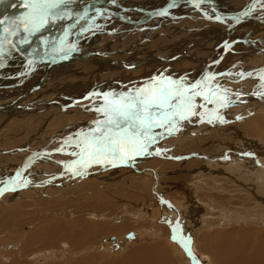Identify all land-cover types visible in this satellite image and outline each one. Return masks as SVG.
Here are the masks:
<instances>
[{
    "label": "bare ground",
    "instance_id": "6f19581e",
    "mask_svg": "<svg viewBox=\"0 0 264 264\" xmlns=\"http://www.w3.org/2000/svg\"><path fill=\"white\" fill-rule=\"evenodd\" d=\"M4 1L5 0H3V2ZM0 3L2 5V2ZM18 10H22L20 11L19 15H22L23 12L24 15L27 11V9L23 6L22 0H7L6 5L0 11L1 14L0 16L5 20V23H8V28L11 29L12 33H15L14 34L15 38L16 39L18 38L21 42L19 44L17 43V41H15V39L12 40L11 37L4 31V29L0 27V69H1L0 70V114L2 115L0 116V118L2 119L1 120L2 123L0 122V135L1 133H3V131L6 130L8 125L11 124L13 120H15L16 117H21L24 119L30 118L29 121H31V118L43 117L44 121H42V124L46 122L45 118L49 117V124H48L49 126H47V122H46V124L41 125L37 130H35L30 134L31 140L29 138L27 141H24V142H28L30 140L29 143H31V141L38 139V137H40L44 133V135L49 136V142L47 144H43L42 147L40 148L37 147L38 145L36 140H35L36 144H34V147L29 149H27L25 146L17 149V147H19L20 145H15V144H13L7 150L6 149L3 150L1 147L0 166L4 163L7 168H10L12 161V163L16 166V172L14 173L13 176H11L12 179L7 178L4 180L3 187L1 186L3 182H0V188L2 187V191H3L0 192V203L6 202L7 199L4 201V198L7 197L6 196V193L8 191L7 188L10 186H12L13 188L12 193H15L14 197L21 196L20 194L23 193L20 192V190H16V189L24 190L26 188H29L32 191H38L41 195L47 196L49 194L48 192H45L46 187L51 185L57 186V184H59L60 186L61 185L62 186L61 189L57 188V191L61 193L63 196L65 195L69 196L70 194L72 195L73 193H75L76 190L78 191L77 192L78 199L82 201L83 205H80V207L70 205L71 210L74 212V208H76V210L81 215H87V217L85 218L87 220L83 221L84 220L83 219L81 222H77V223L76 221H72L73 223L69 222L68 220L62 221V219L66 217L64 215L65 217L64 218L62 217L60 219L61 221H54V223L53 222L51 223L49 221L50 223L48 225L38 226L37 228L34 226L35 229L30 231L29 235L25 237V239L22 241L21 249L19 250L21 256L20 255L17 256V254H15L16 256L12 258V262L10 261L11 262L10 264H32L33 262L37 261L35 260L37 257L39 258L44 257L45 259L49 257L54 258L56 255H60V257H63V254L66 253L65 249H67L70 246V244L68 243V241H62V240L60 242H57L61 238L66 240L67 239L71 240L70 242H72V244L78 247V245H82L84 244V242L92 243L94 239L96 240V238L102 233H106L112 230H120L121 232L122 230L124 231L127 228H129V225L127 224L118 227V226H113L111 223L106 221L104 222L94 221L92 218L96 216L97 213L100 214L117 213L118 209L124 208V206L122 207V205H126V204L129 205L130 196L132 195L131 190L133 186L134 187L138 186V182L135 179V178H140L138 177V174L137 176L134 175V177L128 175L125 181L121 180L122 178H124V176H119L111 182L109 180L110 183H108L107 185L101 183V181L110 179L111 176L117 171V169L114 170V168H120V169L124 168L130 165L131 162H127L126 166L125 164H122L124 166L112 165L109 169H105L106 172L112 174L104 179H102L103 177L95 175L93 170L90 174V179L85 178L90 173L89 170L87 171L88 173L85 177L82 176L83 174H86L87 168L85 169V173H82L81 176H77V174H75L74 177L69 176L68 178L66 177L64 179L62 177L66 176L68 166L71 165L73 161L77 160L78 157L72 154L68 158L57 155L62 153L60 150H58V153L55 154V152H57L56 150L57 145H52L50 142V140L53 139L54 142H58V144L62 146L67 140H69V138H71L73 135H75V133H77L76 130L78 128L76 129V126L90 123V126L85 128L83 132L77 133L80 136L81 134H86L90 132L92 129H94L96 127V123H95L96 121L103 120L105 118L100 114H98L99 112L96 111L97 108L103 107L104 105L98 104V102H100L98 99H96L98 100V102H95L94 97L101 95L103 98L107 93L109 94V98H118L120 96L117 95L118 93L116 95L112 93V90L114 91L113 87H116L115 84L114 86H112L113 88L112 89L110 87L111 85L108 86V83L114 82L118 86L120 85L124 87V89L122 90L127 91L128 93L126 94H130L135 92V90L138 88L147 86L148 84L152 83L155 79L158 78L161 79L169 78L172 80L183 81L186 86H191L192 84L204 82L206 79L205 75H207V77L209 76L213 77V79L208 82V88L211 89L212 91H217L218 89L219 90L218 95L220 97L225 98V103L227 104V106H225L224 108H230V107H234L237 104L246 103L247 105H251L253 107L251 108L252 110L255 109L253 113L254 112H257L258 114L264 113V86L261 85L262 83L261 82L259 83L258 81L255 80L253 82L255 84L258 82L257 87H253V88L247 87L248 89L244 88L246 84L250 86V83L252 82V80L249 81L250 78H253V74L251 73L264 70L263 60H261L262 63H260L259 70H257L256 67H253L251 71L244 70V73L239 74V79L236 78L237 75H235L232 78L231 77L232 75L229 71V69L239 68L238 66L242 63V55L244 53L243 51H245V48L247 47H249L250 49L252 48L254 53H256L259 50H262L261 52H258L256 54H261L262 55L261 57H264V46L263 48L256 47L257 44H259L258 41L264 45V37H262V34H257L260 35V37L256 38L257 35L254 34L258 30H262L261 27L264 26V0H200L197 2V5L191 3L190 1L188 2L186 0H68L66 4L62 5L60 9L57 10L59 14L64 17L63 19H56L55 21H50L41 30L33 34H27V35H23L24 31L21 30L23 27L19 26L21 17L20 18L16 17V15L15 17L13 16L15 13H17L16 11ZM224 10L225 12L234 13V15L229 17L223 15L225 17H223L222 19H217V20L213 19V17L219 16V13H225ZM182 25L183 27H181ZM18 26L20 27V29L18 28ZM245 29H247L246 32H244ZM100 34H104V35L101 36ZM240 35L243 37H241ZM251 39H254V41H250ZM15 42L19 47V49L23 53L25 52L27 54L26 57H22V55L17 53V51L15 50ZM11 45H13L14 47ZM96 47H98V49H96ZM7 48H9L11 52ZM99 48H101V50ZM199 50L207 51L203 55L206 56L205 59L198 58L197 52ZM178 52H182V56L188 59L190 63L185 64V62H181V60L175 56L178 54ZM229 52H234L235 54H237L239 58V63H238L239 65L233 66V64L230 63V66L228 68H224L225 64L231 62L230 59H228ZM208 53H210V55ZM64 56H68L67 59L59 60L61 57ZM123 56L125 58H123ZM149 61L150 63L147 64ZM65 62H69V63H65ZM165 64L168 66L169 69H163L165 68L164 66ZM149 69H150L149 71L150 73L147 74V72H144ZM72 71L74 72L72 73ZM132 72L135 73L133 74L134 76L132 75L133 77L130 79L129 83H126L125 81H124L125 83H123L122 81L128 79L127 77L122 78L121 81L119 80L116 81L115 78H113V77H117V75L124 76L126 73L132 74ZM47 73L49 74V86L51 85L50 82L54 83L55 81H58L54 83L57 84L60 83V81L62 80H64V83L67 81L74 80L77 83V80L79 78L86 79L88 77L91 78V80L89 81L90 84L93 81V79L94 78L95 79L91 84V86L87 84L86 89L84 88L85 89L84 92H80L81 88L78 89L77 84H76L77 86L72 87L71 91L67 89V87L70 86H66V89L64 88V86H61L60 91H58L59 89H56L58 91L57 93H54L56 91L55 88L54 89L51 88L49 90V93L53 91L52 94H49V100L46 99L41 100L40 96L39 98H36L39 85L37 81L36 83L34 82L36 78L38 80L41 78L42 80L45 81V75H47ZM60 74L61 76L58 77V75ZM72 74L75 75V78L72 76ZM110 76H112L114 80H109L107 78ZM142 76L143 78H145V80L144 79L141 80L142 81L141 83L139 82L134 83V81H140V79H142L140 77ZM255 76L257 77L256 74ZM61 77L62 79H60ZM146 77H151V78L148 79ZM17 82H18V86H15ZM101 85L104 86L101 87ZM99 88L100 90H98ZM74 91L76 93H79V95H77ZM87 91H89L87 94L81 96L82 93H85ZM27 96L29 97L31 96L30 97L31 99L27 100ZM197 98H198V100H196L197 105L200 104L206 108L211 107L204 103L202 97H197ZM215 105L217 108L221 107L218 104ZM78 108H82L84 110H87V112L89 113H93V116L90 117L89 120L85 119V116H80L81 118H78V114L81 113L79 111L80 109ZM200 108H196V109H200ZM206 108H201V112H204ZM201 119L203 120V118ZM183 125L181 121H178L175 129L171 133H169L166 129L154 130L157 133H162V135H158L157 142L151 145L153 149L156 147L159 148V146L161 145L160 143L163 142V137L169 136V134L173 135L175 134V131L180 132L182 130L181 129L179 131L180 128L185 129L184 128L185 126ZM233 126L236 127L237 129H240L238 127L240 125L233 124ZM51 127L55 128L56 130H59L57 131L58 134L57 137H54L56 130L49 131V128ZM191 127H189V129ZM194 128H192L190 131L188 130L191 135L196 131L194 130ZM7 129L11 131L12 126H9ZM27 129L28 128H24L23 131H26ZM230 131H232V134H235V129H233L230 126L229 128H222L215 134V136L218 137L219 135H225ZM13 132L17 133V130L14 129ZM197 132L199 133V131ZM7 136L13 137L12 134H7ZM176 136H178L177 133ZM255 137L257 138L256 135ZM5 138L7 140V137ZM193 139H194L193 141H190L188 143L184 142L185 143L184 145H186L185 147H187L188 145L189 148H193L195 144L201 143L195 140L197 139V137H193ZM59 140H61V142H59ZM184 145L180 146V148L184 147ZM200 145L203 148L197 149L198 151L209 154L214 152L219 153V151L215 148L218 146V143L216 142H211L209 144L202 143ZM168 146L170 147V145ZM172 147L171 149H173ZM166 148L164 150L168 151V149L166 150ZM255 149L257 148H250L249 150L243 151V155L247 156V159L241 156H235L231 160V157L228 156L227 159L231 160V163L235 165L234 167H231V164L229 163L230 161L227 162L228 161L227 159L226 162L225 161L212 162L209 159L205 161V163L207 164L206 166H208L207 168L210 171L209 173L210 178L212 179L214 178V180L220 181V183L217 186H221L223 187V189L226 188L225 190L230 189L229 191L233 194L237 191L239 192L233 196L230 193H225V192L223 193L221 191L214 190L212 189L213 188L212 187L207 191H205V193H201V195L203 194L202 195L203 197L204 196L208 197L207 199L209 201H212L213 204H216L222 210L227 209L230 211V208H233L232 206L235 203L239 204L238 206L241 205L240 206L241 208H243V206L246 207V211H247V207L256 208L258 206L261 208L260 205L261 202H264V196H261L259 193H261L262 190H264V165L261 166V168H258V166L255 164V160L254 161L252 159L248 160L251 158V154H250L251 150H255ZM207 156L209 155L207 154ZM43 158H48L49 160ZM183 164L177 161L163 162L162 160L161 162H158V164L156 165L160 168H166L168 170L167 174L169 172H172V175H165L168 176V180H172V183L170 184L171 186L174 187L171 189L172 191L174 189L180 190V188L182 190L180 182L185 180L186 177L184 173H182L183 174L182 175L181 173H177V171L179 172L184 168H186L187 165L185 166ZM95 165L97 166V164H93L91 166H95ZM131 165L134 167V164ZM189 165L191 166L194 165L198 167L202 165V161L201 160H196L194 162L190 161L188 162V166ZM204 166L205 165H203V168ZM206 166L204 169H206ZM38 167H41L42 170L39 169ZM133 167L132 169H135L136 171L137 167L136 168ZM126 168L125 170H128ZM46 169H49V172H47ZM1 170H3V168H1ZM38 170H41L42 172H39ZM145 171L147 172V170ZM149 171L151 172V170ZM199 172L196 173L197 176ZM32 174L34 176H32ZM39 175L44 177L38 178ZM157 175L159 176L158 171H156V174L154 176ZM149 176L153 178V175H149ZM197 176L195 177L197 178ZM244 176L250 177V179L248 180L247 178H244ZM83 177L85 179H83ZM130 177L131 180L129 182ZM65 180L67 181L75 180L76 186L74 187L76 188L65 191L64 186L65 184H68V182L64 184H62L63 182H61V181L66 182ZM157 180L159 179H156L155 182H157L156 184L158 185ZM195 181L199 182V180L197 179ZM183 183L186 182L184 181ZM200 183L199 185H201ZM249 184L251 185L248 186ZM166 185L168 186V184ZM214 186L216 185L214 184ZM151 189H152L151 191L156 192L157 196L160 195L159 189L155 188L154 186H152ZM198 189L199 191L201 190L200 187ZM151 191L150 193H152ZM185 191L188 192L189 195H191V190H185ZM148 192L146 194H148ZM133 193H135V191ZM49 197L51 198V196ZM47 198L48 197L41 198L38 204L40 203L46 206V202L47 203L49 202V205L47 204L48 207L53 208L52 203ZM28 200H20L21 202H23L24 209L18 207L20 208L19 210H15L13 208L10 210H6L4 212L2 211L0 212L3 213L2 214L3 216L0 217L1 237L4 234L3 229L6 228V226L8 225L11 226V224L20 225L25 222L23 218L21 223L20 221L21 218L18 219L17 217L20 216L21 214L24 215L23 212H20L19 215L18 213L19 211L22 210L26 211L30 207V206L29 207L26 206L27 202H29ZM132 200L134 201V198ZM153 200H154V196H153ZM52 202L54 203V201ZM57 202L58 204L54 206H57L56 208L57 210H59L61 209V206L59 205L60 201ZM32 204L31 205L34 206V209H36L35 206H37V202L36 203L32 202ZM44 205H40V206H44ZM132 205L133 203H131V206L129 205V211H130V207L131 209H133L134 205L133 206ZM59 206L60 208H58ZM10 207L11 206H9L8 208ZM65 207H69V206L66 205ZM135 207H137V205ZM192 207L194 208V206ZM262 207L264 209V205ZM31 208L33 209V207ZM52 208L49 210L54 209ZM161 208L162 210L166 209L170 212L169 205L161 206ZM44 209L43 212L48 208L45 210ZM29 210L30 209H28V211ZM193 210L195 211V208ZM236 210L237 209H235V211ZM260 214L264 215V210H260ZM29 217H32V215ZM229 217L231 218L233 216L229 215ZM42 218H39V220ZM110 218H112V216ZM33 219H34V215L32 221ZM46 221L48 223V220ZM38 225L41 224L38 223ZM192 226L194 227V224ZM171 227L172 230H175L177 227L173 222V220L170 222V226L168 228L161 227L160 230L161 232H167L168 229H170ZM185 227H186L185 229L178 228L180 231H183L184 234L185 232H187L186 236L181 241L182 245L180 246L182 248L181 253L183 255L180 254V257L178 256L177 258L176 256H174V252L172 253V249H169L167 244L161 243V246L139 247L137 251L132 252L128 255V258L130 260L129 259L124 260L123 263L126 264L128 262L127 264H186L189 259L187 258V256H184L185 253L184 248L186 247L185 246L183 247V245L185 241L187 245L189 244L190 241V243H192L193 246L194 240L192 233L194 231L192 232L191 231L192 229H190L188 225L187 226L185 225ZM76 228L78 229V231L76 230ZM148 230H152V229L142 228V233H144L145 231L147 232ZM247 230L244 229L235 230V231L216 230L211 232L210 234L205 233L204 243L206 244L205 245L202 244L203 245L202 249L203 251L206 252V254L205 256L202 257L205 260L207 259L208 254H210L214 258V261L219 264L220 263L264 264V231H259V230L247 231ZM14 232L15 234L20 233L19 231L17 233L16 231ZM133 232L135 234V237L141 233V231H133ZM81 233H84V235H81ZM199 233L200 232H197V234ZM126 235L127 234H125L124 236L116 235L117 236L116 241H120L124 239H129V240L133 239V238H128ZM17 236L19 237V235ZM255 237H257L258 239ZM178 241L180 243V240ZM36 245L41 246L39 247L40 249L38 248L37 250L36 249L34 250L33 248L36 247ZM0 248L4 249V246ZM30 250L31 252H28ZM192 254L193 252L191 251V249L188 250V255L190 257ZM3 256L4 255H2L1 258H4ZM92 259L81 257L80 259H77L75 261L72 260L71 262L64 260L61 262H54L53 259H51L53 262H48V263L49 264H90ZM195 262L196 264H200V261L198 262L196 261V259Z\"/></svg>",
    "mask_w": 264,
    "mask_h": 264
},
{
    "label": "rangeland",
    "instance_id": "374dc122",
    "mask_svg": "<svg viewBox=\"0 0 264 264\" xmlns=\"http://www.w3.org/2000/svg\"><path fill=\"white\" fill-rule=\"evenodd\" d=\"M6 1L7 0H5L3 2V0H2V5L0 3V7H1L0 11L6 5ZM22 10L16 11L17 13H15L13 16L15 17V15H16V17H19V18L22 17L24 12L22 13V15H19L20 14V11H22ZM224 12H225V10H224ZM225 13H229V12H225ZM181 27H183V25ZM18 28L20 29V27H18ZM261 28H262V30H258L254 34L255 35L262 34V37H264V27H261ZM21 30L24 31L23 28ZM246 30L247 29H245L244 32H246ZM234 31H236V30H234ZM242 33H243V31H242ZM27 34H29V33L28 32L26 33L24 31L23 35H27ZM177 36H179V35H177ZM177 36H174V37H177ZM241 37H243V36H241ZM257 37H260V35H257L256 38ZM250 41H254V39H251ZM258 43H260V44H257V45H261V42L258 41ZM210 44H213V43H210ZM261 47H263V46H259V48H261ZM261 51L262 50H259L256 53L261 52ZM205 52H207V51H205V50H199L197 52L198 58L205 59L206 56H203ZM243 52L244 53L242 55V63L240 65L238 64L239 63V58H238L237 54H235L234 52H229V54H228V56H229L228 59H230L231 62L225 64L224 65V68H228L230 66V63H232L233 66H238L239 65L238 66L239 68L229 69V71H230V73L232 75L231 76L232 78L235 75H237L236 78L239 79V74L244 73V70L251 71L253 69V67H256L257 70H259L260 69L259 68L260 63H262L261 60H263V62H264V57H261L262 56L261 54L254 53V51H253L252 48L250 49L249 47H247V48H245V51H243ZM208 54L210 55V53H208ZM175 56L177 58H179L181 60V62H185V64L190 63V61L188 59H186V58H184L182 56V52H178V54L175 55ZM123 58H125V57L123 56ZM82 60H84V59H82ZM85 61H87V60H85ZM65 63H69V62H65ZM149 63H150V61L147 64H149ZM164 66H165V68H163V69H169L166 64ZM233 70H234V72H233ZM149 71H150V69L147 70V71H144V72H147V74H148V73H150ZM73 72L74 71H72V73ZM134 73L135 72H132V74L126 73L124 76L123 75H117V77H113V78H115L116 81H118V80L121 81L122 78L127 77L128 79L125 78L126 80H122V81H123V83H125V82L126 83H129L130 82L129 80L134 76L133 75ZM143 73H142V75H143ZM251 74H253V78H250L249 81L252 80V82H253V81L256 80L259 83L261 82L262 83L261 85L264 86V70H261V71H258V72H253ZM255 74L257 75V77L255 76ZM109 75H111V74H109ZM59 76H61V74L58 75V77ZM72 76L75 78V75L74 74H72ZM118 76H119V78H118ZM205 77H207V75H205ZM107 78L109 80H114L112 78V76L107 77ZM140 78H142V79H140V81H134V83H138V82L141 83L142 82L141 80H143V79L145 80V78H143V76L140 77ZM146 78L149 79L151 77H146ZM60 79H62V77ZM94 79H93V81H94ZM90 80H91V78L88 77L86 79L79 78L77 80V83L74 80L73 81H67V82L64 83V80H62V81H60V83L54 84L55 82H58V81H55L54 83L50 82L51 85L49 86V74L47 73V75H45V81L42 80L41 78L39 80L36 78V80L34 82V83H36V81H37V83L39 85V88H38L37 94H36V98H39V96H40L41 100L42 99L49 100V94H52L53 93V91H51L49 93V90L51 88L52 89L55 88V90L56 89H59L58 91H60V87L61 86H64L65 89H66V86H70V87H67V89L71 91V89H72L73 86H77L78 85L77 86L78 89L81 88L80 89V92H84L85 89H86V87H87V84L91 86V84L93 83V81H92L89 84V81ZM252 82L250 83V86L248 84H246L244 86V88H247V87L248 88L249 87H252L253 88V87H257L258 86V82L256 84L254 82L253 83ZM114 84H115L116 87L118 86L114 82L108 83V86L111 85L110 87L112 88V86H114ZM15 86H18V82H17V84H15ZM102 86H104V85H101V87ZM119 86L117 88L116 87H113L114 88V91L112 90V93L114 95H116L117 93H118L117 95H122V94L128 93L127 91H123L122 90V89H124V87H122V86L119 87ZM223 86H224V84H223ZM82 89H84V90H82ZM61 90H64V89H61ZM58 91L56 90L54 93H57ZM89 91H87L85 93H82L81 96H84ZM105 93H107V92H105ZM76 94L79 95V93H76ZM30 97L27 96V100H30L31 99ZM20 98H21V96H20ZM94 98H95V100H94L95 102H98V100H99L100 102H98V104L104 105V99H103L104 97L102 98L101 95H98V96H95ZM94 98H92V99H94ZM96 99H98V100H96ZM197 100H198V98H197ZM204 103L207 104L208 106H211V107L210 108L201 107V108H206V110L204 112H201L200 104H198L197 108H200V109H196L195 110L198 113V115H190L187 119L181 120L182 125L184 124L183 126H185L184 127L185 129L180 128L179 131L181 129L183 131L182 130L180 132L175 131V134H173V135H170L169 134V136L163 137V142L160 143L161 145L159 144L160 145L159 148L156 147V148L153 149L152 146L149 147L148 153H150V154L142 155V157L141 156L135 157L133 160L128 161V162H131L130 165H128V166H126L127 163H124L125 166L126 167H129V168H126V167L121 168V169L120 168H114V170L117 169V171L111 176V178L108 179V180H105V181H101V183H104V184L107 185L108 183H110L111 181H113L115 178H117L119 176H124V178L121 179L122 181H125V179L127 178L128 175H131V176L134 177V175L137 176V174H138V177H140V178H135L137 180V182H138V186L137 187H134L133 186V188L131 190V194L132 195L130 196V202L133 203L134 206L133 205L132 206H133V209L134 210L131 209V207H130V211H129V205L131 206V203L129 202V205L128 204L122 205V207L124 206V208L123 209H121V208L118 209L117 213H114V214H107V213L100 214V213H97L96 216H94L92 218L94 221H101V222L106 221V222L111 223L113 226H118V227H120V226H122L124 224H127V225H129V228H127L124 231L122 230L121 232H120V230H112V231H109V232H106V233H102V234H100L96 238V240L94 239V241L92 243L91 242H84V244L78 245V247L76 245L72 244V242H70L71 240H69V239L66 240V239L61 238L57 242H60L62 240V241H68V243L70 244V246L67 248L68 250L65 249L66 253L63 254V257H60V255H56L54 257L55 259L54 258H50V257L47 258V259H45L44 257H40V258L37 257L35 259L37 261L34 260L35 262H33L32 264H43V263L45 264V263L53 262V261L54 262H61L63 260L64 261L71 262L72 260L75 261L77 259H80L81 257L82 258H85L86 257V258H91V259L93 258L92 261L90 262V264H106V263L107 264H111V263L112 264L113 263L114 264H124L123 261L129 259L128 258V255L130 253H132V252L137 251V249L139 247H141V246H161V243L162 244H167L168 247H169V249H172V253L174 252V256H176L178 258V256L180 257V254H182L181 253L182 248L180 246V245H182L181 241L186 236V233H187V232H185V234H184V232L183 231H180L178 228H180V229H183L184 228L185 229L186 228L185 225L186 226L188 225V227H190V229H192L191 230L192 232L194 231L192 233L193 240H194L193 241V246H192V243H190V241H189V244L190 245L189 244L187 245L186 241L184 242V245H183V247L184 246L186 247V248H184V252H185L184 253V256H187V258L189 259L188 260L189 262L187 261L186 264H196L195 259L198 262L200 261V264L201 263L202 264H219V263H217V262L214 261V258L210 254H208V257L205 260L202 257V256H205V254H206V252L203 251V249H202L203 245L206 244V243H204L205 242L204 241L205 233H209L210 234L211 232L216 231V230H219V231H222V230L223 231H227V230L235 231V230H242V229H244V230H247L248 229V230L264 231V215H261L260 214V210H264L263 207H262L264 205V202H261V205L259 204L261 206V208L258 207V206L256 208H254V207H250V208L247 207V211H246V207L243 206V208H241L240 207L241 205L238 206L239 204H237V203L234 204L233 203L234 204L232 206L233 208H230V211H229L227 209H224V210L220 209L216 204H213L212 201H209L207 199L208 197H206V196L203 197L202 196L203 194L201 195V193H205V191H207L208 189H210L212 187H213L212 189H214V190L221 191L223 193L224 192L225 193H230L233 196L236 193L239 192V191H237V192H235L233 194V193H231L229 191L230 189L229 190H225L226 188L223 189V187L217 186L220 183V181L214 180V178L213 179L210 178V174H209L210 171L208 170V168H207L208 166H206L207 164L205 163V161H207L208 159L210 161H212V162H216V161L217 162H224V161L226 162L228 160L227 159L228 156L231 157V160L235 156H241V157L247 159V156L243 155V151L249 150L250 148H257V149H255L257 151L251 150V152H250L251 158L248 159V160H251V159L253 161L255 160V164L258 166V168H261V166L264 165V113H262V114H258L257 112H254L253 113V111L255 109L252 110L251 108H253V107L251 105H247L246 103L237 104L234 107H230V108H224V107L217 108L215 104L206 103L205 101H204ZM78 109H80L79 111L81 112L80 114H78V118H81L80 116H85V119H88L89 120L90 117L93 116V113H89V112H87V110H84L82 108H78ZM44 111H46V110H44ZM37 113H40V112H37ZM41 113H43V112H41ZM98 114H100L101 116L104 117V115L102 113H98ZM0 116H2V115L0 114ZM16 118H15V120L12 121L11 124L8 125V127L9 126H12V130L9 131L8 129H6L5 131H3V133H1V135H0V142H1L0 143V149L2 147L3 150H5V149L7 150L13 144L20 145L19 147H17V149L20 148V147H23V146H25L27 149L33 148L34 147V144H36L35 140L37 141V145H38L37 147L40 148V147H42L43 144H47L49 142V136L48 135H44V133H43V135H41L40 137H38V139H35V140L31 141V143H29L30 140H31V135L30 134L32 132H34L35 130H37L41 125L46 124V122H47V126H49L48 125L49 124V117L48 118H45L46 119V122H44L43 124H42V121H44L43 120V117H41V118H38V117L37 118H31V121H29L30 118H27V119H24V118H21V117H16ZM201 118H203V120ZM1 120L2 119L0 118V122H1ZM261 122H263V123H261ZM233 124L240 125V126H238L240 129H237L236 127H234ZM36 126H37V128H36ZM88 126H90V123H88V124H82L80 126H76V129L78 128L76 130L77 133L83 132V130L85 128H87ZM230 126L233 129H235V134H232V131H230V132L226 133L225 135H219L218 137L215 136V134L219 130H221L222 128H229ZM189 127H191V128L189 129ZM24 128H28V129L26 131H23ZM192 128H194V130H196V131L191 135L189 133V131ZM14 129L17 130V133H14L13 132ZM51 130L55 131L56 129L53 128V127H51V128H49V131H51ZM197 131H199V133ZM77 133H75V135H73L71 137V140L75 141V140L79 139V137L81 135L79 136V134H77ZM176 133L178 134V136H176ZM250 133H251L252 136L250 135ZM7 134H12L13 137H10V136L8 137ZM2 135L5 136V137H7V140ZM196 135H198V136H196ZM255 135L257 136V138L255 137ZM57 136H58V134L56 132L54 134V137H57ZM193 137H197V139H195V140H197L198 142H201L200 144H202V143H208L209 144L211 142L218 143V146L215 147V148L219 151L220 154L218 152H214V153H210L209 154V153H204V152L198 151L197 149L203 148L199 143L198 144H195L193 148H189L188 145H187V147H185L186 145H184V144L186 142L188 143L190 141H193L194 140ZM10 138H12V139H10ZM29 138H30V140L28 142H24V141H27ZM22 139H23V141H22ZM186 139H188V140H186ZM69 140H67L64 143V145H62V146H60L58 144V142H54L53 139L50 140V142H51L52 145H57V147H56L57 152H55V154L58 153V150L63 149L61 151L62 153L61 154H57V155H60L62 157L68 158V157H70V155L73 152L78 151L77 148L75 147V144L74 143H72V144L69 143ZM59 142H61V140H59ZM181 142L183 143L184 147H181L180 148V146H183ZM7 143H10V144H7ZM168 145H170V147ZM166 147H168V148H166ZM171 147L173 149H171ZM165 148H166V150L168 149V151H165L164 150ZM247 148H249V149H247ZM169 149H171V150H169ZM239 152H241L242 154L239 153ZM207 154L209 156H207ZM211 154H213V155H211ZM204 155H206L207 158ZM210 155H211V157H210ZM171 156H173V157H171ZM43 159H48V158H43ZM162 160H163V162L164 161L165 162H168V161H170V162H173V161L176 162L177 161V162H180L182 164L184 162L183 165H185V166L187 165L186 168H184L185 170L183 169V170H181L179 172L177 171V173H181V174L184 173L185 174V177H186L185 180H183V181L180 182L181 187H182V190H181V188H180V190L179 189H174L173 191L171 190L172 188H174L173 186L170 185L172 183V180H168V176H165V175H172V172H169L167 174L168 170L166 168H160V167L156 166L158 164V162H161ZM196 160H201L202 161V165L201 166H198V167H196L194 165H192V166L189 165L188 166V162H190V161L191 162H194ZM231 160H228L227 162L230 161L229 163L231 164V167H234L235 165H233L231 163ZM155 162H156V164H155ZM144 163H146V164H144ZM131 164H134V167ZM117 165L124 166V165L120 164L119 162H117ZM203 165L206 166V169H204L205 166L203 168ZM111 166H112V164L111 165L110 164H106V165L97 164V166L96 165L95 166H90L89 168H87L86 174H83V175H82V173H85V169L79 168L77 170H79V172L81 174H77V176H81L82 175V176L85 177L87 175V173H88L87 171L90 170L89 171L90 172L89 175L87 177H85L87 179H90V174H91V172L93 170L95 175L100 176V177H103L102 179H104L107 176H110L112 174V173H108V172L105 171V169H109ZM132 167L133 168H136L137 167L136 171H138L139 173L136 172L135 169H132ZM144 167H146V168H144ZM1 168H3V170H1ZM38 168L42 170L41 167H38ZM125 168L128 169V170H125ZM158 168H159L160 171L158 170ZM224 168H225V166H224ZM162 169H165V170H162ZM41 170H38V171L39 172H42ZM46 170H47V172H49V169H46ZM142 170H144V171H142ZM145 170H147V172ZM149 170H151V172ZM156 171H158V174H159V176L157 175L158 177L157 176H154L156 174ZM15 172H16V166L12 163V161H11L10 168H7L6 165L3 163L0 166V182H3V184L1 186L4 185V180L7 179V178H11V176H13ZM149 172H150V174H149ZM197 172L201 173V174L198 173V176L200 175L199 177L201 178L202 181L197 176V174H196ZM220 173H221V171H220ZM220 173H218V174H220ZM149 175H153V178L151 176H149ZM32 176H34V175L32 174ZM39 176H38V178L44 177V176H40V177ZM69 176L74 177L75 176V171L74 172L73 171L72 172L71 171L69 172V170H67L66 176H63L62 178L65 179L66 177L68 178ZM195 176H197V178ZM84 177H83V179H85ZM244 178H247L248 180L250 179V177H247V176H244ZM154 179L155 180L156 179H159V180H157L159 186L156 184L157 182H155ZM196 179L199 180V182L198 181H195ZM109 180H110V182H109ZM130 180H131V177L129 179V182H130ZM65 181L66 182L61 181V182H63L62 184L68 182V184H65V186H64V188H65L64 190L65 191H67L69 189H75L76 188V187H74V186H76L75 185V182H76L75 180H69V181L65 180ZM184 181L186 183H183ZM200 181H201V183H200ZM196 183H197V185H196ZM199 183L201 185H199ZM213 183L216 186H214ZM166 184H168V186ZM185 184L188 185V186H186ZM58 185L59 184H57V186L56 185L47 186L46 187V191H45V192H48V194H49L47 196L41 195L38 191H32L29 188H26V189L23 188L24 190H22V189H16V190H20V192H23V193L20 194L21 196L14 197V194L15 193H12L13 192L12 191L13 190L12 186H10V187L7 188L8 191L6 193V196L8 198L5 197L4 198V201L7 199L6 202L0 203V212L1 211L4 212L6 210H10V209H13V208L15 210H19L20 208H18V207H21L22 209H24L23 202H21L20 200H28V199H29L28 200L29 202H27L26 206L27 207L30 206L28 208L30 210L28 211V209H27L26 210L27 212L25 210H22V211H19V212L17 211L19 213V215H20V212H23V214H24V215L21 214L20 216L17 217L18 219L21 218L20 219L21 223H22V219L24 218V221L25 222L22 223L23 225L20 224L22 226H20L19 224H17L19 226H17L16 224H11V226L8 225V226H6V228L3 229V233L4 234H3L2 237L0 236V247H3L4 246V249L0 248V259H1L0 260V264H10L12 262V258L14 256H16L15 254H17V256H19V255L21 256L19 250L21 249L22 241L25 239V237H27L29 235V232L30 231H32L33 229H35V227L37 228L38 226L48 225L50 222L51 223L52 222L54 223V221H61L60 219L62 217L64 218L65 216L66 217L64 219H62V221L63 220L64 221H67L68 220L69 222L76 221V223H77V222H81L83 219H84L83 221L87 220V219H85L87 217V215H81L76 210V208H74V212L71 210V206L70 205H74L76 207H80V205H83L82 201H80L78 199V194H77L78 191L76 190V192L73 193L72 195L70 194L69 196L68 195L63 196L61 193H59L57 191V188H60L61 189V186L62 185L61 186L60 185L58 186ZM77 185H78V183H77ZM165 185H166V187H165ZM250 185L251 184H249L248 186H250ZM66 186H67V189H66ZM152 186H154L155 188L159 189L160 195H162V196L158 195L160 197V199L157 196L156 192L151 191L152 190L151 189ZM199 187H200V189L202 187V189L200 191L198 189ZM195 188H196V191H195ZM4 190H5V188H4ZM169 190H170V192H169ZM185 190H191V195H189V193L186 192ZM134 191H135V193H133ZM150 191L152 193H150ZM192 191L195 193V195H194V193ZM147 192H148V194H146ZM172 192H173V194H172ZM259 194L261 196H264V190H262V192L259 193ZM165 195H167V196H165ZM171 195H172V197H171ZM49 196H51V198ZM153 196H154V200H153ZM40 197L41 198L48 197L47 199H49V201L52 203L54 209L51 207L53 210H49V209H51V208L48 207L49 202L48 203L46 202V206L47 207L44 204H40V203L38 204L39 200L41 199ZM155 197H157V198H155ZM200 197H201V199H200ZM19 198H21V199H19ZM133 198H134V201L132 200ZM146 198H148V199H146ZM149 199H151V200H149ZM156 199H157L158 202L156 201ZM180 199H182V200H180ZM145 200H146L147 203L145 202ZM10 201H13V202H10ZM52 201H54L55 204ZM57 201H60L59 202L60 203L59 205L61 206V209H59V210H57V208H56L57 206H54V205H57L58 204ZM183 201H184V203H183ZM32 202L33 203H36L37 202V206H35L36 209H34V206H32L33 205ZM29 203H31L32 205L29 204ZM40 205H44L45 207L44 206H40ZM66 205H68L69 207H65ZM136 205H137V207H135ZM165 205H169L170 212L168 210H166V209H163L162 210L161 206H165ZM5 206H6V208H5ZM7 206L8 207L11 206V207L8 208ZM60 206L58 208H60ZM192 206H194L195 211L193 210L194 208ZM31 207H33V209ZM43 207L45 209H47V208L48 209L45 210ZM181 207L183 208V210H182ZM43 209L45 210L44 212H46V213L43 212ZM138 209H139V211H138ZM174 209H175V211H174ZM235 209H237V210L235 211ZM140 210H142V211H140ZM191 210H193V211H191ZM240 211H241V213H240ZM51 212H53V213H51ZM56 212H57V215H56ZM25 213L27 214V216L28 215L29 216L32 215V217H29L28 216L29 217V219H28V217L26 216ZM49 213L51 214V216H50ZM130 213H131V215H130ZM167 213L168 214H171V215H168ZM2 214L3 213H0V217L3 216ZM39 214H40V217H39ZM33 215H34V219L32 221ZM229 215H231L233 217L230 218ZM111 216H112V218H110ZM234 216H235V218H234ZM25 217H26V219H25ZM39 218H42V219L39 220ZM46 220H48V223H47ZM172 220L175 223V225L177 226L176 229L173 228L175 230H172V227H171L170 229H168L167 232H161L160 228L161 227L168 228L170 226V222ZM186 221H187V223H186ZM38 223L41 224V225H38ZM197 223H199V224H197ZM193 224H194V227L195 228L192 226ZM22 227H24V228H22ZM142 228H144V229L148 228V229H152V230H148L147 232L145 231L144 233H142ZM28 229H30V230H28ZM76 230L78 231L77 228H76ZM1 231H2V229H1ZM14 231H16V233L19 231L20 233L15 234ZM24 231H26V232H24ZM131 231H141V233L138 236H136L133 239H131V240L124 239V240L115 241V242H111V241L104 242L103 241V238L110 237L111 235L124 236L125 234H127V233H129ZM197 232H200V233L197 234ZM17 235H19V237ZM81 235H84V233H81ZM198 237H200V238H198ZM196 238H198V239H196ZM238 238H240V237H238ZM255 238H257V237H255ZM178 240H180V243H179ZM39 247H41V246L36 245V247H34L33 249L34 250L35 249L37 250ZM191 247H194V248H191ZM62 248H64V247H62ZM190 249L193 252V254L191 255V257L188 255V250H190ZM1 252H3V253H1ZM28 252H31V250L28 251ZM2 255H4L3 256L4 258H1ZM85 255H87V256H85ZM210 257H211V259H210ZM202 258H203V260H202ZM51 259H53V261ZM208 259H209V261H208ZM220 264H224V263H220Z\"/></svg>",
    "mask_w": 264,
    "mask_h": 264
},
{
    "label": "snow or ice",
    "instance_id": "6c2138e0",
    "mask_svg": "<svg viewBox=\"0 0 264 264\" xmlns=\"http://www.w3.org/2000/svg\"><path fill=\"white\" fill-rule=\"evenodd\" d=\"M67 2L22 0L27 11L21 17L19 26L33 34L50 21L63 19L57 10ZM2 23L4 21L0 20ZM212 79L209 76L204 82L186 86L183 81L158 78L118 98H109L106 94L103 98L104 106L96 109L105 118L96 121V127L90 132L72 141L78 149L72 155L78 159L68 166V170L81 174L76 170L86 169L93 164L116 166L117 162L124 164L137 156L150 154L149 147L157 142L158 135H162L154 130L166 129L171 133L178 121L197 115V97H202L206 103L227 106L225 98L218 95V89L212 91L208 88V82Z\"/></svg>",
    "mask_w": 264,
    "mask_h": 264
},
{
    "label": "water",
    "instance_id": "95a60500",
    "mask_svg": "<svg viewBox=\"0 0 264 264\" xmlns=\"http://www.w3.org/2000/svg\"><path fill=\"white\" fill-rule=\"evenodd\" d=\"M186 1H190L191 3H193V4H196L197 5V2L198 1H200V0H186ZM212 8V7H211ZM253 9V8H252ZM7 10V9H6ZM249 11V10H248ZM246 13V12H245ZM244 13V14H245ZM222 14V15H221ZM223 15H225V16H227V17H229V16H232V15H234V13H219V16H215V17H213V19H222L223 17H225V16H223ZM212 19V18H211ZM0 20H3L4 21V23H2V24H0V27L2 28V29H4V31L11 37V39L13 40V39H15V41H17V43H21L20 42V40L17 38H15V36H14V34L12 33V31H11V29L10 28H8V23H5V20L2 18V17H0ZM7 30V31H6ZM13 37V38H12ZM15 50L17 51V53L18 54H20V55H22V57H26V53L24 52H22L20 49H19V47L17 46V44H16V42H15ZM67 57L68 56H64V57H61L59 60H64V59H67ZM32 58V57H31ZM27 159V158H26ZM3 187V186H2ZM2 187L0 188V192H3L2 191ZM128 238H134L135 237V234H134V232L133 231H131L130 233H127V235H126ZM117 240V236L116 235H111L110 237H108V238H104L103 239V241L104 242H106V241H111V242H115Z\"/></svg>",
    "mask_w": 264,
    "mask_h": 264
},
{
    "label": "crops",
    "instance_id": "0c3cea01",
    "mask_svg": "<svg viewBox=\"0 0 264 264\" xmlns=\"http://www.w3.org/2000/svg\"><path fill=\"white\" fill-rule=\"evenodd\" d=\"M262 27H264V26H262ZM100 35L102 36V35H104V34H100ZM240 36H241V35H240ZM97 37H100V36H97ZM97 37H95V38H97ZM259 44H260V43H259ZM11 46H13V45H11ZM259 46H264V45L261 44V45H257L256 47H259ZM8 47H9V46H8ZM13 47H14V46H13ZM262 48H263V47H262ZM7 49L10 51L9 48H7ZM96 49H98V47H96ZM99 49L101 50V48H99ZM10 52H11V51H10ZM129 81H130V80H129ZM139 83H140V82H139ZM99 90H100V89H99ZM101 90H102V89H101ZM104 91H105V90H104ZM24 95H25V94H24ZM10 122H11V121H10ZM10 122H9V123H10ZM1 123H2V122H1ZM9 123H8V124H9ZM8 124H7V125H8ZM52 124H53V121H52ZM56 127H57V126H56ZM6 129H7V128H6ZM57 131H59V130H56V132H57ZM29 137H30V136H29ZM72 141H73V140H69V143L72 144Z\"/></svg>",
    "mask_w": 264,
    "mask_h": 264
}]
</instances>
